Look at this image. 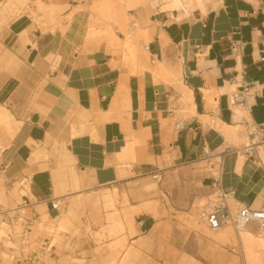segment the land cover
Masks as SVG:
<instances>
[{
  "label": "crops",
  "instance_id": "1",
  "mask_svg": "<svg viewBox=\"0 0 264 264\" xmlns=\"http://www.w3.org/2000/svg\"><path fill=\"white\" fill-rule=\"evenodd\" d=\"M169 2L29 0L0 28V105L20 124L0 149V170L11 190L21 185L26 218L38 217L34 245L54 247L47 264L74 259L56 247L61 215L46 200L67 207L70 196L168 168L205 164L204 188L220 171L235 208L264 211V149L245 152L251 127L264 125V0H195L186 10ZM230 37L244 44L239 57ZM244 89L248 117L237 122L230 95ZM133 142L137 161L120 162ZM139 217L141 231L154 221Z\"/></svg>",
  "mask_w": 264,
  "mask_h": 264
},
{
  "label": "rangeland",
  "instance_id": "2",
  "mask_svg": "<svg viewBox=\"0 0 264 264\" xmlns=\"http://www.w3.org/2000/svg\"><path fill=\"white\" fill-rule=\"evenodd\" d=\"M8 1L0 2V28L21 14L29 2L20 11L5 12ZM205 166L168 168L161 172L160 179L150 173L130 185L70 196L63 215L70 222L63 228H58L56 223V247L62 253L73 254L74 261L61 264L264 262V250L257 247L259 237L264 238L263 229L251 226L240 234L231 228L211 232L198 219V213L214 201L211 190L203 187L199 176L198 171ZM11 186L0 170V213L22 203L21 185H14V190ZM107 191L117 193L115 210L105 208L98 200ZM72 200L78 201L73 210ZM133 206H149L156 212V215H149L154 219L150 227L140 230L139 223L144 217L135 216L132 224L125 221L124 212ZM11 232L12 228L3 225L0 217V239ZM246 236L253 237L256 243L245 244Z\"/></svg>",
  "mask_w": 264,
  "mask_h": 264
},
{
  "label": "built area",
  "instance_id": "3",
  "mask_svg": "<svg viewBox=\"0 0 264 264\" xmlns=\"http://www.w3.org/2000/svg\"><path fill=\"white\" fill-rule=\"evenodd\" d=\"M229 40L232 41V51L239 57L243 52L244 44L235 41L233 37H230ZM247 96H249V89L235 94L238 101L245 100ZM181 127L182 125H177V129H181ZM251 131L254 140L251 145L245 148L247 155H250L255 147L264 149V125L252 126ZM215 157L216 155L209 151L205 153V160L211 168L215 167L213 163ZM215 172L211 187L214 201L209 207L198 213L199 220L211 232L231 228L235 233L240 234L252 225L264 230V211L253 210L247 205L235 208L233 206L234 192L222 187L220 171ZM155 174V178L160 179L161 172H155ZM46 202L60 215L67 210L66 204L60 199L50 198ZM28 206L29 203H21L13 209L3 210L0 213L2 224L12 228L11 234L0 239V245L5 249L2 258H0V264H46V259L53 256L54 247L48 240L42 241L39 246L34 245L36 240L32 238L31 234L38 217L33 220L26 218ZM16 229L19 231L16 232Z\"/></svg>",
  "mask_w": 264,
  "mask_h": 264
},
{
  "label": "bare ground",
  "instance_id": "4",
  "mask_svg": "<svg viewBox=\"0 0 264 264\" xmlns=\"http://www.w3.org/2000/svg\"><path fill=\"white\" fill-rule=\"evenodd\" d=\"M170 4H168L165 9L173 10H186L187 8H192L193 3L195 0H169ZM28 2V0H9L7 4H5V12H16L20 11L21 8ZM48 14H52V10L48 11ZM128 46H131L134 44L133 41H128ZM186 91V89H184ZM226 91L229 92L228 89ZM233 92V91H232ZM231 92L230 95V102L231 106L233 108L234 114H235V121L239 122L244 117H248L247 112V105L245 104V100L238 101L235 98V94ZM184 101L186 104H191L192 100L190 97H188L186 94H184ZM20 127V124L15 120L13 115L4 107L0 105V149L3 151L5 146H8L10 142L13 140V138L16 136L18 129ZM230 132L227 133L228 136H231L230 133L232 131V128H228ZM136 144L137 142L130 143L128 147L124 150L123 154L119 156L120 162H126L129 159H132L133 161H137L136 157ZM42 155L41 151H37L32 155V162H36L40 160ZM64 165V164H63ZM65 171V166H62L58 171H56V183L59 185L61 180V175ZM116 197L117 193L113 191H107L106 193L100 195L98 197V200L103 204L105 208L109 209H116ZM72 210L73 207H75L77 200H72ZM64 214L57 217L56 223L58 228L59 227H65L69 224V219L67 217H63ZM144 215H156V212L149 206H133V209L126 210L124 212V219L126 222L131 223L133 222V219L135 216H144ZM46 218V217H45ZM199 219V218H198ZM205 226V225H204ZM221 231V230H220ZM247 231V230H246ZM219 232V231H218ZM248 233V232H247ZM249 234V233H248ZM245 244L251 245L256 243V240L253 237L246 236L245 237ZM258 246L260 249L264 250V238L259 237ZM243 242H241L242 244ZM264 264L263 261H252L250 260V264Z\"/></svg>",
  "mask_w": 264,
  "mask_h": 264
}]
</instances>
